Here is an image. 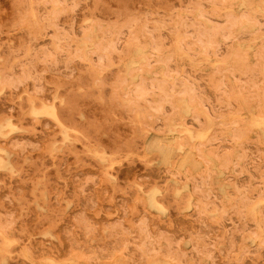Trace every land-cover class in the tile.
Masks as SVG:
<instances>
[{"label": "rangeland", "instance_id": "rangeland-1", "mask_svg": "<svg viewBox=\"0 0 264 264\" xmlns=\"http://www.w3.org/2000/svg\"><path fill=\"white\" fill-rule=\"evenodd\" d=\"M0 264H264V0H0Z\"/></svg>", "mask_w": 264, "mask_h": 264}, {"label": "bare ground", "instance_id": "bare-ground-1", "mask_svg": "<svg viewBox=\"0 0 264 264\" xmlns=\"http://www.w3.org/2000/svg\"><path fill=\"white\" fill-rule=\"evenodd\" d=\"M251 30H252V29H251ZM43 111H44V110H43ZM45 112H46V111H45ZM47 113H48V112H47ZM38 114H39V113H38ZM48 114H49V113H48ZM50 114H51V113H50ZM52 115H53V113L51 114V116H52ZM260 122H261V121H260ZM254 123H255V122H254ZM254 126H255V125H254ZM259 126H260V124H259ZM200 139H201V138H200ZM2 150H3V149H2ZM150 205H151V204H150ZM150 205H149V206H150ZM4 240H5V239H4ZM5 241H6V240H5ZM3 242H4V241H3ZM8 242H9V241H8ZM9 243H10V242H9ZM9 243H8V244H9ZM4 244H5V243H4ZM4 246H5V245H4Z\"/></svg>", "mask_w": 264, "mask_h": 264}]
</instances>
